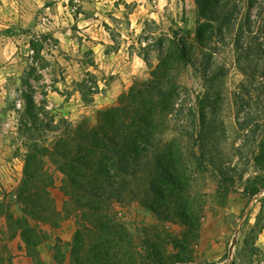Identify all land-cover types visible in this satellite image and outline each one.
<instances>
[{"label":"rangeland","instance_id":"374dc122","mask_svg":"<svg viewBox=\"0 0 264 264\" xmlns=\"http://www.w3.org/2000/svg\"><path fill=\"white\" fill-rule=\"evenodd\" d=\"M198 1L0 0V142L14 144L23 160L28 142L21 123L30 122L23 120L26 96L34 101L39 122L53 117L94 124L97 111L149 80L162 57L175 56L171 45L184 43L188 61L172 73L178 104H184L176 113L180 117L170 118L173 125L187 124L193 139L201 135L190 146L200 165L192 186L201 203L198 237L184 248L173 244L186 232L183 225L159 221L136 202L115 205V216L144 252L149 240L171 260L191 257L188 264H263L264 73L247 77L235 67V26L222 32V41L214 35L200 49L196 31L208 20ZM239 1L241 21L246 15L255 21V9L248 11L246 0ZM212 51L210 80L203 55ZM0 188V197L7 198ZM6 210L0 199V214ZM57 233L40 234L49 236L53 248L60 245ZM69 242L59 246L66 256ZM44 248L51 261L52 248ZM180 263L185 262L173 264Z\"/></svg>","mask_w":264,"mask_h":264},{"label":"trees","instance_id":"16d2710c","mask_svg":"<svg viewBox=\"0 0 264 264\" xmlns=\"http://www.w3.org/2000/svg\"><path fill=\"white\" fill-rule=\"evenodd\" d=\"M239 3L199 0L208 22H200L196 34L203 51L212 36L217 35L222 41V32L229 34L235 26V67L249 77L264 73V0H246V9H255V21L249 15L241 21ZM171 46L175 56L162 57L149 80L133 85L115 105L97 111L94 124L86 120L74 124L64 118L55 122L53 117L47 123L39 122L32 112L34 101L25 97L27 111L23 120L30 117V122L21 126L28 151L15 191L21 216L9 215L7 222L11 231L21 233L26 254L36 264H66L67 259L68 264L192 262L191 257L171 260L164 252L156 251L149 240L145 241L146 251H141L134 235L115 216V205L136 202L159 221L177 220L183 225V240L173 239V244L184 248L183 244L198 237L201 203L192 193V186L200 165L190 146L191 142L193 146L199 142L201 135L193 131V139L187 124H172L184 104H178L172 73L179 62L188 61V51L184 43ZM212 52L202 54L210 80L214 71ZM191 116L190 113L187 117L195 126ZM198 121L202 123L203 117ZM57 182L65 198L61 211L51 193ZM223 190L229 187L224 186ZM68 218H73L76 229L67 244V256L60 251L64 242L57 238L60 245L52 248L51 261L44 262L37 251L48 239L47 235L41 237L40 233L48 232L42 226L56 230Z\"/></svg>","mask_w":264,"mask_h":264},{"label":"crops","instance_id":"0c3cea01","mask_svg":"<svg viewBox=\"0 0 264 264\" xmlns=\"http://www.w3.org/2000/svg\"><path fill=\"white\" fill-rule=\"evenodd\" d=\"M22 168V154L16 151L14 144L9 147L0 142V187L2 186L5 188L8 194V197L5 199L0 197L7 207L6 213L0 214V257L3 260L2 264H32L31 257L26 254L25 245L20 236L21 233H19V231L15 233L14 231H11L7 222V216L9 215L13 218L21 216V206L16 201L15 191L21 180ZM51 193L55 199L57 210L61 211V203L65 198L62 191L59 189L58 182L56 183L55 188L51 190ZM42 228L45 231H51L47 226H42ZM68 229L70 232L66 233ZM57 232L56 238H60L63 242L70 241L72 234L75 232L74 221L70 219L62 221L57 228ZM45 246L47 250L51 249L53 246V244L50 243L49 236L47 241L37 247L40 258L44 262L49 263V257H45L43 254Z\"/></svg>","mask_w":264,"mask_h":264},{"label":"built area","instance_id":"2783aa9c","mask_svg":"<svg viewBox=\"0 0 264 264\" xmlns=\"http://www.w3.org/2000/svg\"><path fill=\"white\" fill-rule=\"evenodd\" d=\"M20 106H21V105H20V101L18 100V101L16 102V107H17V108H20Z\"/></svg>","mask_w":264,"mask_h":264},{"label":"water","instance_id":"95a60500","mask_svg":"<svg viewBox=\"0 0 264 264\" xmlns=\"http://www.w3.org/2000/svg\"><path fill=\"white\" fill-rule=\"evenodd\" d=\"M181 264V263H180ZM184 264H188V263H184ZM199 264V263H198Z\"/></svg>","mask_w":264,"mask_h":264}]
</instances>
